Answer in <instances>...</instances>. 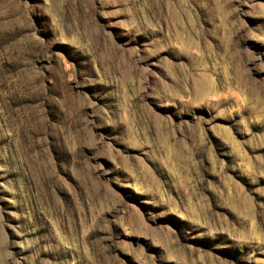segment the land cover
Segmentation results:
<instances>
[{
  "label": "rangeland",
  "instance_id": "1",
  "mask_svg": "<svg viewBox=\"0 0 264 264\" xmlns=\"http://www.w3.org/2000/svg\"><path fill=\"white\" fill-rule=\"evenodd\" d=\"M0 264H264V0H0Z\"/></svg>",
  "mask_w": 264,
  "mask_h": 264
}]
</instances>
